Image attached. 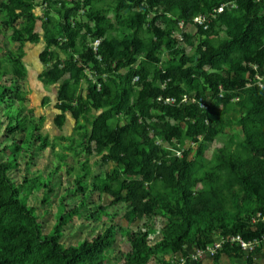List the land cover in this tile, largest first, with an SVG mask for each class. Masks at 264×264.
Listing matches in <instances>:
<instances>
[{
    "label": "trees",
    "instance_id": "trees-1",
    "mask_svg": "<svg viewBox=\"0 0 264 264\" xmlns=\"http://www.w3.org/2000/svg\"><path fill=\"white\" fill-rule=\"evenodd\" d=\"M226 2L208 28L174 36L179 21L192 25ZM0 11L20 43L0 42V134L14 142L23 135L8 155L9 145L0 149V264H106L119 238L126 250L118 264H204L192 260L193 249L219 238L223 247L210 259L254 261L264 238V0H1ZM41 41L39 78L57 86L54 122L63 129L71 115L77 135L55 153L50 183L43 171L29 174L56 144L41 132L44 118L30 117L23 87L24 46ZM185 93L194 101L183 102ZM233 123L239 132L208 157ZM187 139L193 149H184ZM22 189L37 204H50L44 193L57 198L51 232ZM104 195L123 204L129 224L149 220L120 225ZM157 211L165 223L151 243ZM102 213L110 219L91 239L63 240L64 226L90 230ZM237 235L262 243L246 257L231 241Z\"/></svg>",
    "mask_w": 264,
    "mask_h": 264
},
{
    "label": "rangeland",
    "instance_id": "rangeland-1",
    "mask_svg": "<svg viewBox=\"0 0 264 264\" xmlns=\"http://www.w3.org/2000/svg\"><path fill=\"white\" fill-rule=\"evenodd\" d=\"M42 10H43V6L39 5V7L37 8L38 13L41 14ZM7 19L8 17L3 12L0 11V42L5 40L6 38L7 40H9L12 46L16 49L17 47H19L20 43L12 38L11 28L6 26L3 23V21H6ZM187 30L194 33L195 27H193L192 25H189L187 27ZM116 33L119 34L118 31ZM44 47H45L44 41H41L38 44L27 43L24 46V52H25L24 61L28 69V77L25 81H23V87L28 92L27 105H28V108L30 109V112H29L30 117L37 122L39 121L41 117L44 118V122L42 123V126L40 128L41 132L44 134H48L51 140L55 141L56 148L55 150L48 149L46 152L42 153L40 156H37L35 158V160L31 163V169L29 171L30 175H34L41 171H43L46 175L47 174L49 175L50 172L53 171V168H51L53 162H54V168L57 165L56 164L57 159H56L55 153L62 151V144L68 141L67 139L68 136L76 135L75 120L71 117V115L68 116V119L63 129H59L54 122V119L57 113V110L55 108L57 86H46L41 82L39 78V75L43 72L45 68V65L40 60V53L44 50ZM188 51L192 52L190 48H188ZM85 88H86V83L83 82L81 84V90H80V93L83 96L85 95ZM44 102L46 103L44 104ZM233 129L239 132L238 125H236L235 123L230 124V127L227 129V134L225 136H222L221 139L220 138L217 139L213 143L211 149L207 152L208 157L212 156V153L216 148H219L223 145V143L229 138L230 133ZM22 139H23L22 134L17 135V142H14L12 138H5L2 136V134H0V149H3L6 144L9 145L8 152L5 154V155H8V153L13 151L14 148L18 145V142L21 141ZM192 146H193V143L189 139L185 140L183 143L184 149H190V148L193 149ZM69 152L73 153L72 151H69ZM82 160L83 159L78 160L79 163H77V166L80 165ZM91 166L93 169H95L96 173L100 172L98 158H91ZM111 166H112L111 164L107 166L108 169ZM19 168L21 171L19 175L22 178V176L24 175L23 170L25 169V163L22 162ZM64 170H65V167H64ZM65 178L66 177H63V180H65ZM41 180L43 179L41 178ZM52 180L53 179L49 175L48 182L50 183V181ZM55 186H57V184ZM22 193H23V196L29 195L31 197V199L29 200L30 203L37 204V200L35 198H32V195L27 190L24 191V189H22ZM43 195H44L43 199L49 201L50 204L49 205L37 204V206H38V212L41 215L43 222L45 223V232L49 233L53 230V222L55 221V218L58 213L57 212V198H53L52 194L44 193ZM23 196H22V199H24ZM92 199H95V200L98 199V194L97 193L93 194ZM111 201H112V198H110L108 195H104L103 204L108 207L111 213H114V212L120 213L117 216L116 221L122 226L132 227L133 229H136L144 221L149 220V217H145L143 220L135 224H129L124 218L123 204L122 203L112 204ZM109 219L110 218L107 213H102L100 215L99 221L96 224H93V226L90 227V230H89V226L81 227V229L77 227V225H74V224L70 226L69 225L64 226L63 240L68 242V241H71L72 239H77L76 236H78L79 239L83 237H87L91 239L97 231L105 228ZM76 222L84 223L85 221L84 219L77 218L75 220V223ZM152 223L156 229V233L150 239V242L154 243L160 239L161 233H162V226L165 223V219L163 218V216L161 215L159 211L156 212ZM76 232H79V235H77ZM119 250L120 251L122 250V252H125L126 250V244H124L121 238L118 239L115 245V248H111L106 252V258H107L106 264H118L120 261H122L124 255L122 254V252H119ZM222 261H227L223 264L232 262L228 258H223Z\"/></svg>",
    "mask_w": 264,
    "mask_h": 264
},
{
    "label": "built area",
    "instance_id": "built-area-1",
    "mask_svg": "<svg viewBox=\"0 0 264 264\" xmlns=\"http://www.w3.org/2000/svg\"><path fill=\"white\" fill-rule=\"evenodd\" d=\"M257 2H260L261 0H255ZM232 4L231 2H226L224 4H222L218 9L213 10L212 12L205 14V15H200L198 17H196L193 21L192 26H203L204 28H208L211 19L215 18L217 16L218 13L222 12L224 7L227 5ZM83 12V11H81ZM154 13L151 15L153 16ZM189 25L187 23H185L184 21H179L178 23V27L174 32V36L180 40L183 41L184 40V32L188 31L187 27ZM101 43V39L96 38L93 41L90 42V46L93 48V50L95 52L98 51L99 45ZM139 80V76L134 77V82ZM161 86L165 87L166 86V82H161ZM162 96L159 97V100H162ZM183 102L186 103H191L194 101V97L192 93H185L182 97ZM175 101V99L173 97L171 98H167L164 99L165 103H173ZM158 143L162 144V141L158 140ZM166 146H168L167 143H165ZM180 154V153H179ZM260 216V214L258 215ZM231 241L233 243H236L237 245L240 246V248L242 249V251H244V253L246 254L245 256L248 257L250 254L254 253L256 251V249L261 245L262 241L255 239V240H245L241 235H237L232 237ZM264 241V238H263ZM223 243L224 240L223 238H219L218 240H216L213 244L207 246L206 248H196L192 253H191V257L192 260L195 261L197 259H203L206 257H213L216 255L217 251L219 249H222L223 247ZM256 257V256H255ZM254 257V261L251 262L250 264H258L255 260ZM185 263V259L181 258V263L180 264H184Z\"/></svg>",
    "mask_w": 264,
    "mask_h": 264
},
{
    "label": "crops",
    "instance_id": "crops-1",
    "mask_svg": "<svg viewBox=\"0 0 264 264\" xmlns=\"http://www.w3.org/2000/svg\"><path fill=\"white\" fill-rule=\"evenodd\" d=\"M195 250V249H193ZM223 258H228L230 259L232 262L231 263H227V264H246L245 259H231L227 256L221 257L218 261H215L213 259L210 258H203V262L204 264H209L212 262V264H223L227 261H222ZM255 260L258 264H264V241L262 243V247L260 252L256 255Z\"/></svg>",
    "mask_w": 264,
    "mask_h": 264
}]
</instances>
